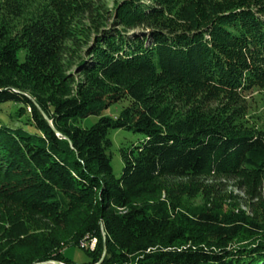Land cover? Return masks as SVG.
<instances>
[{"label": "trees", "instance_id": "obj_1", "mask_svg": "<svg viewBox=\"0 0 264 264\" xmlns=\"http://www.w3.org/2000/svg\"><path fill=\"white\" fill-rule=\"evenodd\" d=\"M100 8L0 0V107L35 129L0 126V264H74L68 246L85 264H264V127L244 99L264 92V0ZM120 129L143 139L116 177Z\"/></svg>", "mask_w": 264, "mask_h": 264}, {"label": "rangeland", "instance_id": "obj_2", "mask_svg": "<svg viewBox=\"0 0 264 264\" xmlns=\"http://www.w3.org/2000/svg\"><path fill=\"white\" fill-rule=\"evenodd\" d=\"M120 1L121 0H83V2L87 3L89 8L93 11L94 9L96 10L99 6L102 7L100 8L101 10H110L114 3H118ZM89 14L90 13L87 12L84 15L76 17V19H80L85 23H89ZM91 14L94 13L91 12ZM71 61H73L72 68L74 69V65H76L77 62L75 61V59H71ZM244 99L246 100L247 107L245 119L248 121V124L259 128L264 127V92L259 89H252L244 95ZM19 107L20 105L14 102H7L2 104L0 107V126H5L11 129L20 128L29 133H34L35 129L27 123L26 116H18L16 114ZM118 108V105H112L108 109L107 114H115ZM97 119L98 117L96 116H90L88 118L79 120L78 125L81 128H89L97 121ZM108 136L111 141V147L108 151L111 157V169L113 174L118 177L124 166L123 161L120 157L119 149L121 147H129L133 144H136L140 142L143 137L139 133H133L131 131L121 129L110 130ZM217 187L227 195H232L243 209H245L244 206H246V204L257 203L256 200L249 199L248 196H246L245 193L238 188L235 181L220 180V184ZM260 201L264 203V190L261 191ZM196 202H198V199L196 200ZM95 243V240L91 241L90 248H93ZM81 246L83 247L84 245L81 244ZM63 254L74 264H85L89 260L85 252L78 247H65L63 249ZM103 255H105L104 252ZM55 264L61 263L55 262Z\"/></svg>", "mask_w": 264, "mask_h": 264}, {"label": "water", "instance_id": "obj_3", "mask_svg": "<svg viewBox=\"0 0 264 264\" xmlns=\"http://www.w3.org/2000/svg\"><path fill=\"white\" fill-rule=\"evenodd\" d=\"M104 253H105V244H104V251H103ZM54 263V262H53ZM53 263H43V264H53ZM55 264V263H54Z\"/></svg>", "mask_w": 264, "mask_h": 264}]
</instances>
